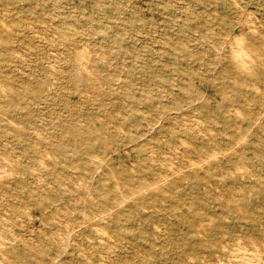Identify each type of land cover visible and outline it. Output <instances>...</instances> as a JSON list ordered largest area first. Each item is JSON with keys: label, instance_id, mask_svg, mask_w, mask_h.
Here are the masks:
<instances>
[{"label": "rangeland", "instance_id": "rangeland-1", "mask_svg": "<svg viewBox=\"0 0 264 264\" xmlns=\"http://www.w3.org/2000/svg\"><path fill=\"white\" fill-rule=\"evenodd\" d=\"M240 243L264 259V0H0V264Z\"/></svg>", "mask_w": 264, "mask_h": 264}, {"label": "bare ground", "instance_id": "bare-ground-1", "mask_svg": "<svg viewBox=\"0 0 264 264\" xmlns=\"http://www.w3.org/2000/svg\"><path fill=\"white\" fill-rule=\"evenodd\" d=\"M234 3H235V1H234ZM254 31V30H253ZM256 32H259V31H256ZM237 42H238V40H237ZM240 43H242V41H239ZM239 45V44H238ZM233 46V45H232ZM236 47V46H235ZM233 50H235V49H233ZM237 54H238V51H237ZM244 55V54H243ZM84 59V58H83ZM237 59L239 60V61H242V59H240V58H238L237 57ZM253 60V59H252ZM84 61V60H83ZM86 61V60H85ZM254 61V60H253ZM244 61H242V63H243ZM245 63V62H244ZM253 63V62H252ZM79 64H80V62H79ZM247 64V63H246ZM251 65V64H250ZM78 67V66H77ZM81 67V66H80ZM248 67V66H247ZM87 68V67H86ZM248 69V68H247ZM55 80V79H54ZM3 88V87H2ZM260 118H258V120H259ZM258 120H256V122L258 121ZM11 121V120H10ZM198 121V120H197ZM204 123V122H203ZM256 124V123H255ZM254 124V125H255ZM198 127V126H197ZM253 127V126H252ZM202 131V130H201ZM211 131H213V130H211ZM237 144H238V142H237ZM81 146V145H80ZM178 149V148H177ZM232 150V149H231ZM182 152V151H181ZM178 154V153H177ZM218 154V153H217ZM176 155V154H175ZM218 156V155H217ZM213 157V156H212ZM189 160V159H188ZM191 160H192V158H191ZM194 160V159H193ZM166 161V160H165ZM207 161V160H206ZM205 161V162H206ZM200 162V161H199ZM204 163V162H203ZM174 164V163H173ZM168 165V164H167ZM199 165H201V164H199ZM241 165H243L242 163H241ZM189 166V165H188ZM198 166V165H197ZM237 166V165H236ZM247 166V165H246ZM172 169V168H171ZM249 169V168H248ZM133 170V169H132ZM250 170V169H249ZM175 171V170H174ZM182 171V170H181ZM239 171H240V169H239ZM178 173V172H177ZM169 176V175H168ZM168 179V178H167ZM163 180V179H162ZM165 180H166V178H165ZM163 182H164V180H163ZM151 184V181H148L147 183H145V184H142V185H139V186H137L136 185V189H132L131 191H129L126 195H124V194H121V197L122 198H127V197H130V196H132L134 193H135V191H139V190H141V188L140 187H147V186H149ZM88 187V186H87ZM112 211V210H111ZM96 216V215H95ZM111 216V215H110ZM7 217V216H6ZM157 225V224H156ZM98 231V230H97ZM245 235H247V237H250V234L249 233H245ZM206 237V236H205ZM99 238V237H98ZM100 239V238H99ZM237 241H239V240H237ZM236 241V242H237ZM239 243V242H238ZM234 245V244H233ZM239 245V244H238ZM240 245H241V243H240ZM244 246V245H243ZM162 247V246H161ZM223 247H225V246H223ZM264 247V246H263ZM111 248V247H110ZM232 249L230 248V251H231ZM235 250H238L237 252H236V255L234 256V257H236L237 256V258H238V260L240 261H238L240 264H264V259L263 260H261L260 259V257H258L259 256V254H257L256 253V250L254 249V251L253 252H246L247 251V249L245 248L244 249V247L242 248V245L239 247H236V249ZM244 250V251H243ZM246 250V251H245ZM248 250H250V249H248ZM233 252H234V250H232ZM252 251V250H251ZM217 253V252H216ZM84 254V253H83ZM264 256V255H263ZM228 257V256H227ZM233 257V258H234ZM232 258V257H231ZM201 259V258H200ZM203 259V258H202ZM218 260H220L219 258H218ZM222 261V260H221ZM219 262V261H218ZM230 262V261H229ZM237 261H236V264L238 263ZM220 263V262H219ZM39 264V263H38ZM235 264V263H234Z\"/></svg>", "mask_w": 264, "mask_h": 264}]
</instances>
